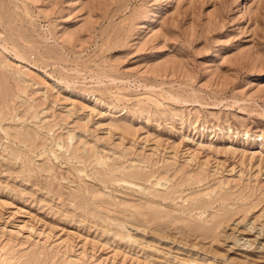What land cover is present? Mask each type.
<instances>
[{
  "label": "rangeland",
  "instance_id": "rangeland-1",
  "mask_svg": "<svg viewBox=\"0 0 264 264\" xmlns=\"http://www.w3.org/2000/svg\"><path fill=\"white\" fill-rule=\"evenodd\" d=\"M0 264H264V0H0Z\"/></svg>",
  "mask_w": 264,
  "mask_h": 264
},
{
  "label": "bare ground",
  "instance_id": "bare-ground-1",
  "mask_svg": "<svg viewBox=\"0 0 264 264\" xmlns=\"http://www.w3.org/2000/svg\"><path fill=\"white\" fill-rule=\"evenodd\" d=\"M166 2V1H165ZM169 3V2H168ZM172 3V2H171ZM165 5H166V3H165Z\"/></svg>",
  "mask_w": 264,
  "mask_h": 264
}]
</instances>
